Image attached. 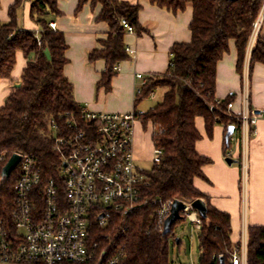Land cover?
I'll return each mask as SVG.
<instances>
[{
    "label": "trees",
    "instance_id": "1",
    "mask_svg": "<svg viewBox=\"0 0 264 264\" xmlns=\"http://www.w3.org/2000/svg\"><path fill=\"white\" fill-rule=\"evenodd\" d=\"M25 1L16 0L10 8V22L0 25V80L11 79L19 51L28 59L21 81L12 86L6 104L0 107V156L3 157L0 162V225L11 233L18 172L15 170L5 178L4 166L14 154H28L35 157L44 178L56 177L61 157L54 149L51 122L65 130L67 114H79L73 85L64 73L68 63L64 33L52 29L46 19L51 13L59 14L57 0H34L31 4L32 17L41 29L38 34L18 28L17 10ZM89 1L93 6L102 5L98 20L110 27L109 37L103 42L104 49L94 50L89 55L91 62L106 61L98 86L109 91L117 72L115 67L129 57L124 43L127 30L122 21L126 20L137 34L145 31L139 22L141 6L120 0H79L78 9ZM148 1L172 13L191 5L192 41L173 45L167 71L147 76L142 94L136 100L140 103L151 92L165 89L162 101L141 119L145 128L149 124L153 126L152 142L163 152L161 163L147 172V185L143 187L147 205L127 217L115 216L108 229L96 225L92 239L99 251L108 245V235L118 237L115 247L121 246L126 253L120 264H169V236L179 221L170 234L164 235V225L156 216L160 204L154 201L202 199L207 214L202 217L199 237L201 264H221V258L228 264L235 245L231 239V216L212 206L209 198L194 185L196 178H205L203 167L211 163L196 150L203 138L196 121L204 119L209 137L217 125H224L226 133L231 125L235 126L234 134L241 132V120L227 110L235 96L230 95L215 106L217 64L229 52V43L234 40L237 71L243 73L249 42L264 0ZM257 63L264 65V36L260 35L251 50L250 74ZM230 147L229 140L226 152ZM248 264H264V226L248 229Z\"/></svg>",
    "mask_w": 264,
    "mask_h": 264
},
{
    "label": "built area",
    "instance_id": "2",
    "mask_svg": "<svg viewBox=\"0 0 264 264\" xmlns=\"http://www.w3.org/2000/svg\"><path fill=\"white\" fill-rule=\"evenodd\" d=\"M263 22L264 3L254 25L250 50ZM122 24L128 32H134L126 20ZM49 25L56 29V23L51 22ZM126 50L130 51L129 48ZM115 70H119L118 65ZM136 77L140 85L135 91V102L147 82L142 74ZM154 94L151 92L150 96L154 97ZM222 101L217 99L215 106H219ZM227 110L241 120L240 133L244 142L264 117L263 109L251 108L247 102L238 112L233 111V102L227 105ZM145 114L138 110L125 113L97 112L90 110L85 103L79 105L78 116L67 114L65 130L58 123L51 122L54 149L61 157L56 177L44 178L34 156L17 153L21 160L15 169L18 180L15 184L16 207L12 213L13 229L11 233L0 225V262L121 263L126 253L121 246L115 247L118 237L114 239L108 235V245L98 251L99 246L93 241L92 233L96 225L108 229L115 216L127 217L148 203L143 196L147 171L137 165L134 151L136 126L142 125L141 119ZM230 141H237L235 134L230 137ZM162 154L161 149H154L153 165L161 163ZM232 154L233 148L230 147L226 156L232 157ZM242 157L246 176L247 154L244 152ZM2 160L0 156V162ZM154 202L160 204L156 216L164 225L174 201L163 202L160 199ZM192 202H184L187 207L181 215L191 223L194 232L201 231L202 217L192 207ZM248 229L247 225L242 227L240 239L233 247L228 264H248Z\"/></svg>",
    "mask_w": 264,
    "mask_h": 264
},
{
    "label": "crops",
    "instance_id": "3",
    "mask_svg": "<svg viewBox=\"0 0 264 264\" xmlns=\"http://www.w3.org/2000/svg\"><path fill=\"white\" fill-rule=\"evenodd\" d=\"M15 1L0 0V25L10 22L9 12ZM33 1L26 0L17 10V25L20 30H31L38 34L41 29L31 14ZM120 1L141 6L139 22L145 31L141 34L127 31L125 34L124 43L126 48L130 49L129 57L119 63V70L112 78L109 91L98 86L106 70V61L89 60L92 51L104 49L103 42L109 37V25L98 20L102 5L93 6L89 1L78 9L79 0H57L59 14L51 13L46 16L49 24L56 23L54 30L64 33L68 45L66 51L68 63L64 73L73 85L75 101L79 105L87 103L90 110L97 112L125 113L137 110L139 104L147 100L146 98L140 103L135 102V91L140 85L137 74L147 77L166 72L171 63L173 45L192 41L191 5L183 11L172 13L151 4L148 0ZM259 35L264 36V22ZM250 55L251 50L248 46L243 73L240 74L237 71L236 44L231 40L229 52L217 64L216 98L224 100L234 95L235 112L242 110L246 102L251 108L264 110V65L255 64L250 74ZM27 62L28 59L23 52L19 51L11 79L0 80V107L6 104L12 86L21 81ZM137 126L134 145L137 130H144L141 124ZM196 126L203 136L197 143L196 150L201 156L209 158L211 163L203 167L205 178H196L194 185L209 198L212 206L230 214L233 230L231 239L236 244L244 225L264 226V117L253 128L247 141L242 140L241 133L235 134L237 141L231 142L232 157L226 156L224 125L215 126L212 137L206 133L203 118L197 119ZM150 136L151 145L155 149L152 134ZM140 141L137 136V143ZM134 151L138 155V147H134ZM244 152L247 154V177L242 168ZM228 158L237 162L228 164ZM179 242L181 241H177V244Z\"/></svg>",
    "mask_w": 264,
    "mask_h": 264
},
{
    "label": "rangeland",
    "instance_id": "4",
    "mask_svg": "<svg viewBox=\"0 0 264 264\" xmlns=\"http://www.w3.org/2000/svg\"><path fill=\"white\" fill-rule=\"evenodd\" d=\"M164 93L165 89H158L154 97L149 96L147 100L141 102L137 110L147 113L149 110L154 109L162 101ZM144 129L137 130L134 147H138L139 150L138 155L135 153L137 165L148 172L153 167L154 149L151 145L150 136L153 133V126L149 124ZM137 136L141 140L139 143H137ZM20 232L24 233L23 230ZM199 237L200 231L194 232L191 223L187 219L180 220L169 236V264H201L202 251ZM177 239L182 242L180 246L177 244Z\"/></svg>",
    "mask_w": 264,
    "mask_h": 264
},
{
    "label": "water",
    "instance_id": "5",
    "mask_svg": "<svg viewBox=\"0 0 264 264\" xmlns=\"http://www.w3.org/2000/svg\"><path fill=\"white\" fill-rule=\"evenodd\" d=\"M234 132H235V126L234 125L229 126L225 136L226 143H229L230 137L234 134ZM20 160H21V156L17 153L14 154L9 159V161L6 163L2 171V174L5 178H9L11 176L13 171L17 168ZM227 162L228 164H232V163H236L237 161L228 158ZM191 205L195 210H197L200 213L201 217L203 218L206 217L207 207L202 199L194 200ZM186 207L187 205L181 200H175L172 203L170 215L166 218L164 222V228H163L164 235L170 234L172 232L173 225L176 222L183 219L181 212L184 211ZM100 218H102V216ZM177 241H179V239ZM221 264H225L224 258H221Z\"/></svg>",
    "mask_w": 264,
    "mask_h": 264
}]
</instances>
